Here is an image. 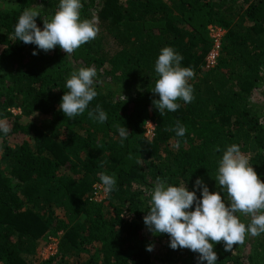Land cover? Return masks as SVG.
Wrapping results in <instances>:
<instances>
[{
  "label": "trees",
  "instance_id": "16d2710c",
  "mask_svg": "<svg viewBox=\"0 0 264 264\" xmlns=\"http://www.w3.org/2000/svg\"><path fill=\"white\" fill-rule=\"evenodd\" d=\"M81 3V19L94 21L99 33L66 55L59 46L45 53L13 35L24 9L40 12L36 22L43 29L42 17L54 15L59 0H0V120L10 126L7 135L0 132V264H199L197 253L173 250L167 234L149 231L143 217L150 197L138 184L167 178L200 198L199 177L210 192L221 191L215 175L231 144L264 181V0ZM210 24L225 30L213 68L205 64ZM166 46L182 55V67L194 70V100L177 101V111L161 116L151 90L155 61ZM80 67L97 70L98 95L83 115L69 119L59 104L66 80ZM98 104L107 113L103 124L87 115ZM35 113L46 117L38 124L23 121ZM147 120L154 123L151 137ZM177 122L186 128L184 137L165 130ZM117 125L129 131L123 144ZM177 140L179 148L173 147ZM100 172L117 183L97 201ZM59 231L56 252L39 261L38 241ZM156 242H164L159 253ZM214 251L217 264H264V233L247 236L232 251L215 244Z\"/></svg>",
  "mask_w": 264,
  "mask_h": 264
},
{
  "label": "clouds",
  "instance_id": "9594fccd",
  "mask_svg": "<svg viewBox=\"0 0 264 264\" xmlns=\"http://www.w3.org/2000/svg\"><path fill=\"white\" fill-rule=\"evenodd\" d=\"M81 0H59L58 9L49 18L43 19V29L37 26L36 18L41 16L36 8H26L14 26V38L24 44H33L47 53L57 46L71 55L81 45L94 40L99 28L94 21L81 19ZM37 55V51H33ZM182 55L172 47H164L155 61V81L152 93L159 97L152 104L161 116L175 112L181 106L177 101L191 103L194 88L189 81L195 72L190 67H182ZM97 70L94 67H80L71 72L66 80L59 110L72 119L83 115L90 102L98 95L95 83ZM126 98V97H125ZM88 118L103 124L107 113L98 104L87 111ZM177 137H184L186 128L177 122L174 129ZM0 132L7 135L10 126L0 120ZM121 144L129 136L126 127L117 125ZM180 142L173 145L179 148ZM216 151H221L217 146ZM105 193H111L116 186L114 176L98 173ZM217 187L221 191L210 192L202 178H197L195 187L201 191L198 198L195 191H189L186 184L171 185L167 178H156L147 200V214L143 222L153 235L167 234L170 248L188 249L198 254L199 264H217L218 256L214 245L223 243L225 251H232L234 245H242L247 236L257 237L264 233V181L242 153L240 146L231 144L223 150L215 175ZM221 193H226L227 203ZM194 206V207H193ZM250 218L245 224L240 217ZM153 246H147L151 252Z\"/></svg>",
  "mask_w": 264,
  "mask_h": 264
},
{
  "label": "rangeland",
  "instance_id": "374dc122",
  "mask_svg": "<svg viewBox=\"0 0 264 264\" xmlns=\"http://www.w3.org/2000/svg\"><path fill=\"white\" fill-rule=\"evenodd\" d=\"M207 29H208V26H207ZM207 35H208V37H209V39H211V37H210V31H209V29H208V32H207ZM211 50V49H210ZM1 49H0V55H1ZM30 51V50H29ZM210 52V51H209ZM208 52V53H209ZM12 53H14V51L13 50H10V51H8L6 54H8L9 56L12 54ZM207 53V54H208ZM5 54V55H6ZM49 54V53H48ZM207 56V55H206ZM71 63H73V61L71 60ZM205 64H206V67H209L208 65H207V61H206V57H205ZM210 65V64H209ZM210 68H213V67H211L210 66ZM254 96V98L255 99H259V96L261 95L260 94V90H256V91H254V94H253ZM17 110V112L16 113H20V110L19 109H16ZM14 113V112H13ZM45 115H43V114H41V113H35V114H32V116H30L29 118H26V117H24L23 118V121H33V122H35V123H40L43 119H45ZM148 121V120H147ZM146 124V123H145ZM149 124H152V121H149ZM147 125V124H146ZM146 125L144 126L145 128H146ZM147 135V134H146ZM191 136V133H189L186 137H185V143H184V147H185V145H186V140L189 138ZM10 144H12L13 145V143L12 142H10ZM3 152V150H2V147L0 146V155H1V153ZM3 164V166L4 167H8L7 166V163H2ZM147 179H145V183L144 184H138L139 186H140V188H142V189H144V190H146V193L147 194H149V192H150V190L153 188V186H154V183H155V181L153 182L149 177H146ZM102 187V186H101ZM96 197V196H95ZM105 198V192L103 191V187L99 190V191H97V197H96V200L97 201H101L102 199H104ZM123 215V217L125 218V219H129V218H132L131 216V214L129 213V212H125V213H123L122 214ZM60 234H61V232L59 231V232H56L55 234H53V233H51V234H48L47 235V237L45 238V239H42V240H39L38 241V257H39V261H42V260H44V259H47L49 256H51V255H53L55 252H56V250H57V243H58V239H59V236H60ZM154 247H155V249L157 250V252L159 253V251H162L163 249H164V242H162V243H155V245H154ZM83 256L84 257H86V255L85 254H83Z\"/></svg>",
  "mask_w": 264,
  "mask_h": 264
},
{
  "label": "built area",
  "instance_id": "2783aa9c",
  "mask_svg": "<svg viewBox=\"0 0 264 264\" xmlns=\"http://www.w3.org/2000/svg\"><path fill=\"white\" fill-rule=\"evenodd\" d=\"M208 29L210 31V37H211V41H212V48L210 50V52L207 54L206 56V61H207V65L210 67H214L216 65V58L218 55V50L220 47V43L222 41V38L225 34V30L223 28H221L218 25H212L210 24L208 26ZM210 64V65H209ZM11 112L16 113L17 110L15 108L10 109ZM146 134L148 137H151L153 135V130H154V123L152 122V124H149V121H147L146 123ZM102 185L97 184L96 190L94 192L95 196L97 197V191H99L102 187ZM106 195V193H105ZM95 197V199H96Z\"/></svg>",
  "mask_w": 264,
  "mask_h": 264
}]
</instances>
